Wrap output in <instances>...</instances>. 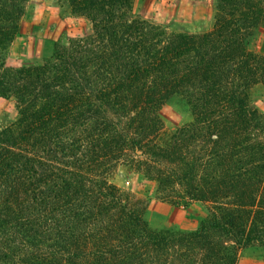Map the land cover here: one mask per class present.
Masks as SVG:
<instances>
[{"label":"trees","instance_id":"16d2710c","mask_svg":"<svg viewBox=\"0 0 264 264\" xmlns=\"http://www.w3.org/2000/svg\"><path fill=\"white\" fill-rule=\"evenodd\" d=\"M27 2L0 0V98L17 111L0 128V264H236L264 245V119L250 101L264 55L246 47L264 0H217L198 34L135 16L132 0H66L91 33L12 67ZM173 94L192 120L160 145ZM126 158L163 201L201 202L207 218L151 230L146 201L109 180Z\"/></svg>","mask_w":264,"mask_h":264},{"label":"rangeland","instance_id":"374dc122","mask_svg":"<svg viewBox=\"0 0 264 264\" xmlns=\"http://www.w3.org/2000/svg\"><path fill=\"white\" fill-rule=\"evenodd\" d=\"M216 4L217 0H132V12L167 32L198 34L213 28ZM90 33V22L71 14L66 0H28L18 32L4 52L6 64L20 67L40 63L50 55L54 43L65 44L71 38ZM246 47L264 55V25L247 38ZM250 101L264 119V85L257 84L251 89ZM158 115L163 123L156 138L160 145L169 140L178 126L192 120L185 98L178 94L162 104ZM16 116L14 99L0 98V128L12 123ZM131 158L136 157L131 155ZM136 167L130 158L123 159L110 173L109 180L146 201L144 218L151 230L192 231L207 218L206 207L201 202L176 206L163 201L156 181L145 177ZM236 264H264V245L240 249Z\"/></svg>","mask_w":264,"mask_h":264}]
</instances>
